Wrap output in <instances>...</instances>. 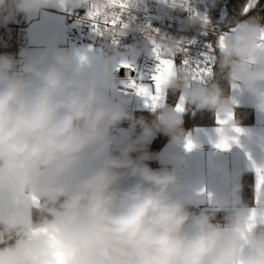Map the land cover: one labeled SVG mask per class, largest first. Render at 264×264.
Segmentation results:
<instances>
[{"label":"clouds","instance_id":"9594fccd","mask_svg":"<svg viewBox=\"0 0 264 264\" xmlns=\"http://www.w3.org/2000/svg\"><path fill=\"white\" fill-rule=\"evenodd\" d=\"M84 2L111 18L142 0H126L123 10L111 0ZM48 3L0 0V8L7 22ZM169 6H183L182 0ZM198 22L202 15L193 14L190 24ZM133 30L143 31L122 19L96 34L116 40ZM153 39L147 37L138 52L151 58ZM155 41L166 58L181 52L173 37ZM119 56L116 47L92 55L53 43L17 69L13 56L0 55V264H264V201H244L236 173L210 164L212 172H224L230 193L216 197L215 208L193 213L192 197L179 187L185 156L172 157V169L150 167L161 158L147 148L156 133L187 144L183 112L161 103L148 122L115 100L110 93L119 81L112 68ZM216 63L230 88L264 110V24L258 18L224 34ZM165 88L227 120L216 129V143L226 141L227 150L239 137L251 138L235 120L236 96L225 94L215 72L200 80L193 68L175 65ZM124 121L129 127L120 130L124 143L117 148L115 130ZM253 167L264 169L254 161ZM217 210L224 212L223 224L215 221Z\"/></svg>","mask_w":264,"mask_h":264},{"label":"built area","instance_id":"2783aa9c","mask_svg":"<svg viewBox=\"0 0 264 264\" xmlns=\"http://www.w3.org/2000/svg\"><path fill=\"white\" fill-rule=\"evenodd\" d=\"M231 0H188V6L170 7L171 0L165 3L164 0H142L136 8H129L122 13V19L133 28L137 25L143 31H128L125 35L116 39L105 38L96 34L93 30L92 21L88 18L89 6L84 0H71L65 11L67 21V41L70 46L90 48L95 55L111 54V49H119L120 63L114 65L112 70L116 74L119 84L113 91V98L127 105V109L134 116L136 113H151L153 109L146 107L145 98L139 96L126 85L130 80H137L148 85L152 84L150 76L155 71L157 61L154 55L150 58L138 49L147 37L159 39L160 35L173 37L181 42V52L174 57L175 65L184 64L188 60L192 66L204 59L208 52V45H216L220 35L230 33L232 28H221L224 12ZM8 7H11L9 2ZM264 8V5H263ZM207 16L208 26L202 23L190 24L194 12ZM8 15L3 8H0V55L10 54L17 61V69L25 61L27 47L28 21L27 15L16 13L15 16L5 22L4 16ZM217 47L214 51L212 72L216 65ZM133 66L134 71L120 67L122 63ZM143 77V80L140 77ZM168 91L162 103H167ZM190 112L198 109L194 105L187 104ZM128 121H124L115 130L118 139L124 142L121 129L129 127ZM140 132L136 129V135ZM158 138L156 133L147 143L149 148Z\"/></svg>","mask_w":264,"mask_h":264},{"label":"crops","instance_id":"0c3cea01","mask_svg":"<svg viewBox=\"0 0 264 264\" xmlns=\"http://www.w3.org/2000/svg\"><path fill=\"white\" fill-rule=\"evenodd\" d=\"M67 6L68 4L63 5L61 0H49V3L40 12L27 14V47L26 50H23L26 55L25 60L39 56L45 52L49 44L53 43L60 48L95 55L93 49L68 44L65 17ZM110 94L113 97V91ZM229 94L236 96L238 100L236 109L252 110L253 123L238 124L239 127L251 134V138L241 136L239 142L234 143L229 150L217 149L215 147L216 129L219 125L217 122L218 116L215 114L214 125L197 126L183 132L184 138L187 141L191 140L196 145L191 151H187L183 142H175L171 137L165 141L158 151L161 158L156 160L153 169H172L175 166L172 159L174 156H185L187 159V166L178 169V176L181 192L192 197L190 207L215 208V198L221 194L227 195L230 193L231 186L226 180L224 172H212L210 164L222 165L229 173H236L237 182L241 186L243 185L244 174H251L254 185V203L252 206H255L258 202L257 173L256 168L253 167V161L257 166L264 165V110L258 107L255 98L242 90L230 88ZM186 109L187 107L183 114ZM123 143L121 139H118L115 147L118 148ZM247 153H251V160H249ZM261 201H264V199H261Z\"/></svg>","mask_w":264,"mask_h":264},{"label":"snow or ice","instance_id":"6c2138e0","mask_svg":"<svg viewBox=\"0 0 264 264\" xmlns=\"http://www.w3.org/2000/svg\"><path fill=\"white\" fill-rule=\"evenodd\" d=\"M111 2L121 8L122 10L127 7L126 0H111ZM174 2V0H171ZM182 4L184 7L188 6V0H182ZM251 4L245 7L244 11H248V7ZM194 12V10H193ZM123 13V12H122ZM122 13L120 16H113L111 18H101L100 13L97 10L89 9L88 18L92 21V26L94 31H98L101 27H115L118 23L122 20ZM195 15H200L195 13ZM202 23L207 25L209 23L207 16H202ZM223 40L224 35H220L217 39L216 45L213 46L212 44L208 45V52L203 54L204 59L202 61L196 62L195 66H192L188 60H185L183 63L185 66H189L194 69V75L196 78L200 80H204L205 78L211 76L212 74V63L214 61V51L215 48L223 47ZM117 43L116 40L113 41ZM153 55L157 61L155 66V71L150 76L152 81L151 85L138 82L137 80H130L129 83L126 85L128 88H131L135 91V93L139 96L145 98L146 107H151L155 110L160 104L163 102L165 98V86L167 84L168 79L172 75L173 69L175 67L174 58H166L161 55L159 45L156 43L155 39H153ZM182 50V49H181ZM120 67L128 68L131 70H135L131 64L126 62L122 63ZM143 80V77H140ZM177 111L184 112L185 110V103L183 96L180 97L178 103L176 104ZM228 119H231V114H229ZM218 124H224L227 122L225 119H220L219 116L217 118ZM237 132L242 131L241 129H236ZM196 145L192 143L191 140L187 142L185 145L187 150H192ZM217 149L227 150L230 145L221 140L215 144ZM257 173V193H258V202L261 199H264V169L256 168Z\"/></svg>","mask_w":264,"mask_h":264},{"label":"trees","instance_id":"16d2710c","mask_svg":"<svg viewBox=\"0 0 264 264\" xmlns=\"http://www.w3.org/2000/svg\"><path fill=\"white\" fill-rule=\"evenodd\" d=\"M251 4L253 7H248V11L245 12L244 9L246 6ZM264 0H231L226 8V18L222 20L221 28H234L241 21L249 20L250 18L256 17L259 19L261 24H264ZM213 72L216 73V79L219 81L220 86L224 89L225 94H229L230 86L227 79L224 78V75L220 74L219 66L216 63ZM180 99V93L177 92L173 94L168 90L167 104L175 106ZM143 116L148 122H151L154 119L153 114L151 113H136L135 117ZM236 121L239 125L252 124L254 121L253 112L250 109L237 108L235 110ZM215 124V113L207 109L197 110L195 112H190L187 108L183 114V123L181 125L183 132H186L197 126H210ZM141 132L139 125L136 128ZM157 140L148 148L152 153L158 154L159 149L165 143V141L170 137L163 133H157ZM135 155V153H134ZM150 167L154 168L156 165V160L148 162ZM241 197L246 201L250 206L254 203V185L253 177L251 174H244L243 185L241 188ZM211 208L206 207H190V211L193 213H199L202 210H208ZM215 221L221 224L224 223V212L222 210H217Z\"/></svg>","mask_w":264,"mask_h":264},{"label":"rangeland","instance_id":"374dc122","mask_svg":"<svg viewBox=\"0 0 264 264\" xmlns=\"http://www.w3.org/2000/svg\"><path fill=\"white\" fill-rule=\"evenodd\" d=\"M164 91H165V93H166V92L168 91V89L165 88ZM124 105H125V104H124ZM125 106H126V108H127V105H125ZM185 108H186V103H185Z\"/></svg>","mask_w":264,"mask_h":264},{"label":"water","instance_id":"95a60500","mask_svg":"<svg viewBox=\"0 0 264 264\" xmlns=\"http://www.w3.org/2000/svg\"><path fill=\"white\" fill-rule=\"evenodd\" d=\"M225 18H226V10H225L224 15H223V19H225Z\"/></svg>","mask_w":264,"mask_h":264}]
</instances>
